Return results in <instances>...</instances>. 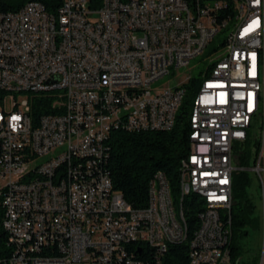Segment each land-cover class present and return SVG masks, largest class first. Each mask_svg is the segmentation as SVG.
Wrapping results in <instances>:
<instances>
[{"label": "built area", "instance_id": "obj_1", "mask_svg": "<svg viewBox=\"0 0 264 264\" xmlns=\"http://www.w3.org/2000/svg\"><path fill=\"white\" fill-rule=\"evenodd\" d=\"M243 3L248 24L226 36L232 52L223 51L222 69H214L216 53L210 60L213 78L182 169L195 180L188 191L212 196L199 264H231L219 262V249L232 243L234 175L245 171L248 142L257 150L251 170L262 190L264 235V0ZM226 7L213 0H61L56 12L39 1L17 11L0 5V206L10 249L0 264H162L166 235L187 240L184 211L183 227L171 217L164 173H157L163 195L150 184L145 209L114 189L105 168L109 139L116 130L170 131L186 80L152 85L212 43ZM130 46L141 48L140 58ZM36 103L50 113L34 116ZM145 247L154 260L129 254Z\"/></svg>", "mask_w": 264, "mask_h": 264}, {"label": "trees", "instance_id": "obj_2", "mask_svg": "<svg viewBox=\"0 0 264 264\" xmlns=\"http://www.w3.org/2000/svg\"><path fill=\"white\" fill-rule=\"evenodd\" d=\"M32 1L43 3L49 12H56L61 4V0H5L0 5L3 11H17ZM213 1L227 5L222 10L223 13L221 12L220 20L231 19V21H227L229 25L236 22L231 0ZM194 5H202V0H194ZM219 23L222 24V22ZM226 45L227 43L224 44L223 48ZM211 70L208 69L206 75H203L204 78H192L188 86H184L187 91L186 98L184 97L175 125L170 131L129 133L116 130L112 132L109 139L111 153L105 168L110 175L114 189L120 192L126 202L134 209L148 207L149 185L159 172L166 175L172 195L178 197L181 164L192 151V144L189 142L190 112L194 105V98L202 88L205 77L210 75ZM49 113L46 104L36 103L33 106V115L36 117ZM256 148H258V143H256ZM256 153L257 150L253 152L250 142H248L241 159L243 167H251V162ZM251 184L252 179L248 171L234 175L233 206L231 209L233 231L230 246L231 264H239L243 255L240 239L248 234L245 229L255 224L260 225L262 221L260 216H254L258 207L247 195V189ZM193 196H188L183 201L188 225V238L181 244L169 245L162 257V264H191L190 245L200 228V214L203 211L202 204H199L197 198ZM2 218L3 209L0 206V260L10 257L8 234L3 228ZM129 254L135 255L132 257L137 261H148L156 258L150 247H145V250H141L139 253Z\"/></svg>", "mask_w": 264, "mask_h": 264}, {"label": "bare ground", "instance_id": "obj_3", "mask_svg": "<svg viewBox=\"0 0 264 264\" xmlns=\"http://www.w3.org/2000/svg\"><path fill=\"white\" fill-rule=\"evenodd\" d=\"M234 11H235V20L236 22H238V27L234 32H239L243 30L248 24V11L245 9L243 0H235ZM227 21H231V20H224L222 24H220L219 22L216 23L215 27L213 28V39H215V37L219 33L226 31L228 27H230L229 22ZM224 43H227L226 52H232V42H224ZM206 49L207 48L203 49L199 54V56L203 55ZM130 53L132 54V58H140L141 48L138 46H130ZM224 66H225V58L223 57V55H221L217 57V59L214 61V69H222ZM212 78H213V69L210 71V75L208 77H205L202 88L194 98V105L190 112V124H189L190 132H195V126L199 116V108H198L199 100L201 98V94L204 88L207 86L210 79ZM42 94H54V87H42ZM186 94L187 91L184 89V97L186 96ZM183 100L184 98L181 100V103L179 104L178 111L183 104ZM177 114L178 112H176V117ZM176 117H173L170 121V130L175 125ZM181 165L182 166L180 169L179 192H178L179 194H177L178 195L177 198L174 195H172V192L170 190L167 181L168 189L169 192L171 193V217L174 221H176V227H183V219L181 213H183L184 211L183 209L184 199L188 196L194 195L193 197L197 198L196 199L197 202L199 204H202L203 211L200 214V228L196 232V235L190 245L191 264H199L198 261H203L205 258V249L198 248V245L199 242L202 241L204 236H206V225H210V218H211L210 205L212 204V196L210 193L207 192L188 191V190H195V180H188L187 182L182 170V169H186V160H184ZM156 182H157L156 195H163L164 178H157L156 175V177L154 178V180H152L150 184H156ZM171 244H181V243H177L173 235H166L164 240V249L167 250L168 246ZM230 246L231 244H225L224 249H219V262H226L227 258H231Z\"/></svg>", "mask_w": 264, "mask_h": 264}, {"label": "rangeland", "instance_id": "obj_4", "mask_svg": "<svg viewBox=\"0 0 264 264\" xmlns=\"http://www.w3.org/2000/svg\"><path fill=\"white\" fill-rule=\"evenodd\" d=\"M238 27V22L230 24V27L224 33H219L212 43L209 44L203 55L193 59L189 66L183 67L178 71H171V74L159 79L152 85L153 90H161L164 87H175L180 82L186 80L184 86H188L189 81L192 78H204L208 69V65L212 56L216 53V57L223 55V51L226 52V47L224 46V41L226 36L231 32H234ZM204 75V76H203ZM186 98V97H185ZM19 102H24L27 100V96H20ZM8 109L11 110V100L8 102ZM179 112V111H178ZM252 135V131H250ZM43 159V158H42ZM244 168V167H243ZM251 175L252 184L247 189V195L257 204V213L255 217L260 216L263 220V202H262V190L260 188V183L258 177L251 170V167L245 168ZM248 234L240 239V246L242 247V257L239 264H261L263 259V247H264V235L262 228V221L260 225L248 226L245 229Z\"/></svg>", "mask_w": 264, "mask_h": 264}]
</instances>
